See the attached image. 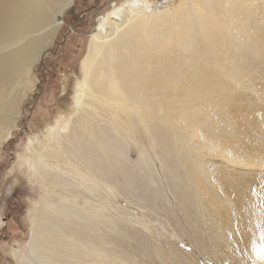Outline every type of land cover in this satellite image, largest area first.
<instances>
[{"label": "rangeland", "instance_id": "obj_1", "mask_svg": "<svg viewBox=\"0 0 264 264\" xmlns=\"http://www.w3.org/2000/svg\"><path fill=\"white\" fill-rule=\"evenodd\" d=\"M107 1L72 0L62 11V23L32 64L13 120L0 125V264H264V43L233 21L248 35L247 40L234 35L232 42L238 54H248L234 61L239 81L211 60L227 65V59L203 48L221 92H231L215 107L232 122L226 140L237 153L232 161L221 143L205 149L193 140L180 143L163 121L158 95L150 98L147 118L144 107L124 94H118L121 102L112 100L119 109L89 97L91 71L104 52L93 24L108 12ZM144 1L149 5L143 13L160 15L177 14L181 0ZM226 1L264 20V0ZM196 14L212 30L227 32L224 16ZM175 49L169 43L156 54L162 59L171 54L184 69V56ZM88 118L118 147L105 172L97 164L86 168L74 155L81 149L75 133L85 131ZM181 127L184 138H192V131ZM160 134L176 159L178 178L167 173L177 183L168 181L151 144L150 136ZM74 188L71 197L67 193ZM43 213L57 247L35 239Z\"/></svg>", "mask_w": 264, "mask_h": 264}, {"label": "bare ground", "instance_id": "obj_2", "mask_svg": "<svg viewBox=\"0 0 264 264\" xmlns=\"http://www.w3.org/2000/svg\"><path fill=\"white\" fill-rule=\"evenodd\" d=\"M71 1L0 0L1 126L13 120V113L19 108V93L21 95L23 88H28L27 78L32 64L35 59H39V54L51 41L52 32L62 23V11ZM164 1L156 0L157 4ZM190 1L193 6L183 7ZM107 3L108 12L96 17L93 24V29L99 33L96 35L104 52L102 59L91 71L89 97L96 104H102V107L119 109L120 104L115 107L112 100L117 98L121 102L122 98L118 94H124L127 99L144 107L147 118L153 109L150 98L158 95L164 101L161 104L163 121L167 122L168 131L175 137L177 135L180 143L193 140V143L198 142L204 149L215 142L221 143V149L229 151L225 152L227 157L235 161L237 153L230 152L234 150H231L226 141L231 135L228 131L232 128V122H227L224 112L215 107L222 101L221 97H229L231 92H221L222 85L210 73L207 64L210 59H207L203 48L206 46L212 50L217 58L227 59V65H221L222 59L211 60L217 69L225 67L223 71L227 78L239 81L234 61L237 56L247 58L248 54H238L232 42L235 36L247 40L248 35L233 21L238 20L243 27H249L254 40L264 43V20L254 18L244 5L226 0L225 3L223 0H181L177 14L168 10L160 15L151 11L143 13L149 5L144 0H108ZM197 10L211 13L215 20L224 16L227 32L212 30L196 14ZM127 19L129 20L126 22ZM160 27H163L162 32L158 30ZM231 32L233 36L229 35ZM169 43L175 46L174 51L184 56V69L178 64L180 60L176 61L171 54H167V59L156 54ZM210 103L214 109L204 108V105ZM147 106L151 107L147 109ZM197 108L200 110L194 111ZM227 117L232 120L230 114ZM146 118L143 119L144 123ZM87 121L85 131L75 133L81 149L74 155L85 163L86 168L91 169L97 164L98 169L105 172L110 169V157L113 151L117 152L118 147L101 130L102 127L97 126L90 118ZM181 126H185L186 131H192V138H189L190 134L184 138V133L179 129ZM144 127L146 133L153 134L149 124H144ZM161 134L160 138H153L151 135L150 141L159 152L161 166L168 181L171 184L177 183L169 178V175L178 178L176 159L167 149L168 144L161 138ZM138 153L140 162L143 163V150L140 149ZM196 166L191 163L192 169H196ZM76 192L74 188L67 194L74 197ZM39 218L40 225L35 238L38 245L57 247L49 217L43 213Z\"/></svg>", "mask_w": 264, "mask_h": 264}]
</instances>
